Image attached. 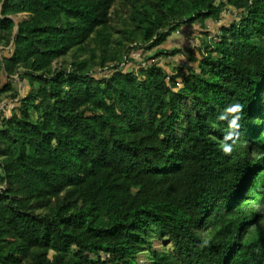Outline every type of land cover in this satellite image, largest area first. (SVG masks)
<instances>
[{
  "label": "trees",
  "instance_id": "1",
  "mask_svg": "<svg viewBox=\"0 0 264 264\" xmlns=\"http://www.w3.org/2000/svg\"><path fill=\"white\" fill-rule=\"evenodd\" d=\"M0 48V264H264V0H0Z\"/></svg>",
  "mask_w": 264,
  "mask_h": 264
},
{
  "label": "rangeland",
  "instance_id": "2",
  "mask_svg": "<svg viewBox=\"0 0 264 264\" xmlns=\"http://www.w3.org/2000/svg\"><path fill=\"white\" fill-rule=\"evenodd\" d=\"M235 19H236L235 11H233L232 9H229L224 14L221 21H219L218 23H215L212 21H208L206 23L207 27L203 30H205V32H208V33L201 32L202 28L200 27L199 24L192 26V27H183L179 33H174L168 39L167 43L164 44L163 47L166 49L182 48L185 50L184 53L182 55L176 56L172 59H161L160 64L166 66V68L169 72L171 70V65L182 66L185 64H189L188 52H187L188 49H194V48L198 47L200 45L201 38L204 37V34H210L211 37H215L218 34L219 28L221 26L230 25L231 22ZM0 50H1V48H0ZM194 50H196V49H194ZM152 53H153V51L144 54L142 51L136 50L134 52V56H135L137 62H144L143 61L144 56L147 54H152ZM194 66H196V65H194ZM138 68L139 67H137L134 63H130L126 67L127 70L138 69ZM16 80H18V79L16 78ZM17 87L19 88L20 95L22 97L25 96L29 90L28 85L25 82L24 83L20 82L19 86H17ZM13 104L14 103H12L11 100H7L2 104V107L9 105V108H12ZM165 245L158 240H155L153 242V246L157 249H159L163 246L165 247Z\"/></svg>",
  "mask_w": 264,
  "mask_h": 264
},
{
  "label": "clouds",
  "instance_id": "3",
  "mask_svg": "<svg viewBox=\"0 0 264 264\" xmlns=\"http://www.w3.org/2000/svg\"><path fill=\"white\" fill-rule=\"evenodd\" d=\"M242 110L243 106L240 103H234L227 106L218 117L221 121H227V131L220 145L225 155H230L234 150L233 143L230 142H234L238 135Z\"/></svg>",
  "mask_w": 264,
  "mask_h": 264
},
{
  "label": "water",
  "instance_id": "4",
  "mask_svg": "<svg viewBox=\"0 0 264 264\" xmlns=\"http://www.w3.org/2000/svg\"><path fill=\"white\" fill-rule=\"evenodd\" d=\"M17 30V29H16ZM0 110H1V107H0Z\"/></svg>",
  "mask_w": 264,
  "mask_h": 264
}]
</instances>
